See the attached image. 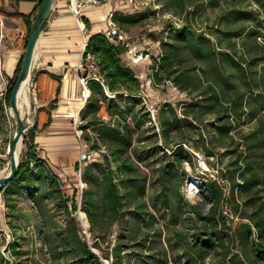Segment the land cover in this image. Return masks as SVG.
I'll return each instance as SVG.
<instances>
[{
    "label": "rangeland",
    "instance_id": "1",
    "mask_svg": "<svg viewBox=\"0 0 264 264\" xmlns=\"http://www.w3.org/2000/svg\"><path fill=\"white\" fill-rule=\"evenodd\" d=\"M217 1L219 5L216 8L201 9L200 14L192 19L187 18L186 15L175 17L169 14L171 9L159 3L158 0H137L136 6L129 5L127 1L123 3L124 5L122 4L127 11L146 13L144 18L135 17L131 20L126 29L128 31L126 32L131 35L128 34L130 39L136 43L145 44L133 45L138 46V49L135 47L134 53L139 52L135 54L134 59H131V62L136 63H133L135 67L133 70L142 81L144 89L141 96L142 102L130 103L125 97L119 102L124 107L128 122L133 127V146L124 156L129 157L136 168L134 180L127 181L124 174L118 171L116 163H113L117 171L116 181L120 184L130 211L128 212L130 223L125 232L127 245L124 261L126 264L229 263L230 258H226L223 251L218 252L214 249L207 251L204 258L200 259V255L193 250L194 244L206 241L208 238V231L202 227L205 223L203 217L208 215L211 208L210 198L205 189V183L210 179L219 181L223 190V202L219 204L217 211L227 220V226L220 224L221 228L227 229V233L231 235H235V231L237 232L241 224L248 221L246 216L264 201V163L263 160L257 159L255 153L247 147V137L257 126V120L246 122L236 120L234 123L236 128L231 135L223 136L212 125V122L216 120V114H204L200 116V119L197 118L196 107L193 105L201 98L204 87L209 84H207V76L204 78L205 81H201L203 78L201 80L192 78L191 82L179 76V73L188 70L191 77H194L196 68L204 74L202 67L205 65L198 60L200 56L195 53L191 45H177L182 52L180 59L174 60L170 69L163 70L161 66L165 57H168L174 48L173 45H167L175 39L176 33L172 27L176 26L180 29L185 25L192 26L193 30L198 31L196 33L200 40L211 37L218 44L221 38H225L224 33L220 31L233 27L257 26L258 20L235 17L227 19L225 16L234 9L260 11L261 7L257 0ZM259 17V20L264 19L262 15ZM12 26L13 20L9 18L7 9L0 8V176L11 168L9 147L15 131V121L11 115L10 105L6 101L10 78L5 73V58L13 48ZM234 41L237 42V49L241 53L242 38H234ZM260 41H264V37H261ZM227 43L225 40L223 45L218 46L222 48L228 46ZM95 70L96 67L93 72ZM166 105L173 107L179 117L185 120L182 131L178 133L179 136L176 132L174 136L186 139L181 138L180 143H174V145L166 144L162 137L159 114ZM186 113L189 115L187 116ZM31 114L33 117L34 111ZM30 117L31 115L26 119ZM107 117L110 119L109 113ZM91 121L90 116L84 119L81 125L90 124ZM88 131L94 135L92 127ZM179 145H183L189 151L191 159L181 161L174 156L175 149ZM26 150L27 145L24 140L21 161L25 157ZM89 150L97 152L95 160L97 162L104 161V154L109 152L107 145L101 140H96L94 144L85 147V151ZM242 152L244 154L240 158V163L236 165V158ZM253 161H255V167L251 169L250 165ZM31 167L35 171L32 174L35 176L36 187L34 185L28 191L10 197L8 200L5 190L0 189V193L3 194L0 199V264H58L60 262L59 260L55 263L49 262V246L45 244L43 234L46 232L40 233L36 224L40 220L38 215H40L39 203H41L44 206V212L47 213L46 218L52 225L48 227V232L52 237H58L53 221L66 223L67 213L61 204L59 189L65 193L66 191L62 180L59 181L60 179L57 178L58 174L56 172L53 174L47 165L37 164L33 160ZM42 170L44 172L41 174ZM26 171L21 176L23 180L29 175ZM75 177L74 181L78 183L79 180L77 176ZM254 177L260 178L261 184H252L250 190L242 191L241 185L245 179L248 181ZM195 180L201 181L202 184L201 187L199 184L196 185L195 193L192 194L190 184ZM37 187L41 188V194L46 195L42 202L37 200L39 193L36 191ZM72 187L67 193L71 198L77 195L79 212L75 216L84 228L82 235L86 234V239L93 250H97L101 255L113 253L115 245L122 241L121 234L124 230L116 225L110 238L107 241L100 240L97 246L89 218L82 213L83 208L81 209L85 196L81 198L75 184ZM91 188L89 185L86 190ZM31 196L34 198L30 201L22 198L27 199ZM166 201L171 202L172 208L167 206ZM197 204L202 206V216L193 209V206ZM30 225L34 227L29 230ZM87 228L89 233H86ZM46 229L42 225V231H47ZM230 243L231 246L235 245L234 252H241L238 240L230 241ZM110 263H113V257Z\"/></svg>",
    "mask_w": 264,
    "mask_h": 264
},
{
    "label": "trees",
    "instance_id": "2",
    "mask_svg": "<svg viewBox=\"0 0 264 264\" xmlns=\"http://www.w3.org/2000/svg\"><path fill=\"white\" fill-rule=\"evenodd\" d=\"M260 4V11L249 9H234L225 16L227 19L235 17L237 19L258 20L256 27H233L223 30L225 38H221L219 43H215L211 37L199 39L196 30L188 25L178 29L175 39L167 43L173 45V51L165 57L161 66L164 69H170L174 60H179L181 51L177 45H191L195 53L200 56L198 60L205 66L200 73L195 69L194 77H191L188 70L179 73V76L186 78L191 82L192 78H199L205 81L208 78L207 87H204L201 98L193 106L196 107L197 118L206 114H216V120L212 122L216 131L223 136H230L236 128L235 121H254L257 120V126L247 137V147L257 159L264 163V19L259 20V16L264 17V0H257ZM167 4H173L178 7L187 18H194L200 14L201 9L216 8L219 4L217 0H178ZM114 20L119 23L128 24L132 22L131 15L116 14ZM87 27H90V21L85 18ZM192 22V20H191ZM188 27V28H187ZM234 38H242L241 53L237 49V42ZM189 39V40H188ZM227 40L228 46L222 47ZM182 41V42H181ZM217 44V45H216ZM127 50L121 44H114L104 33H97L91 36L84 54V63L89 61L95 64L97 74L101 81L91 79L89 86L92 95L89 98L88 108L82 112L83 120L92 117L90 124L81 125L83 129L82 139L87 146L94 144L96 140L103 141L109 152L105 153V160L101 162L93 161L88 164L84 171L85 189L83 201V210L89 218L91 231L96 239V245L100 240L107 241L114 233L116 225H119L124 233L121 234L122 241H119L113 248V253L101 255L96 253L86 239V234L82 235L81 222L75 214L79 212L77 195L75 198L69 197L62 189H59L61 204L67 213L66 223L53 221L58 237H52L48 232V227H52L47 213L44 212V206L39 203L40 220L37 222L39 232L44 234L45 244L49 246V262L58 264H106L103 258L111 260L112 264H126L125 247L127 238L126 229L130 223L128 218V204L125 196L121 192L120 184L116 181L117 171L114 169L116 163L118 171H121L127 181L134 180L135 166L129 157H125L127 150L133 146V127L128 122V116L120 101L125 97L130 103L142 102L144 93L142 81L136 75L135 71L124 62L122 55ZM192 51V49H191ZM23 60V59H22ZM22 61L17 71V76L10 79L6 101L10 105L14 88L16 86ZM202 69V70H203ZM89 74V71H86ZM156 78V77H155ZM112 94L113 96L109 95ZM193 104V103H192ZM106 106L110 119L104 117L100 112ZM162 137L168 145L180 143L178 133L182 131L183 121L173 107L166 105L159 114ZM188 116L189 114L186 113ZM227 119V120H226ZM187 120V119H186ZM234 120V121H232ZM50 123V122H49ZM93 129L94 135L88 131ZM174 132L178 136H174ZM27 150L25 157L21 161V171L16 179L7 186L0 187L5 190L7 197H14L18 194L17 189L24 188L21 182V176L26 171L30 176H34L31 164L34 160L37 164L48 165L44 158H41L37 152V145L34 144V129L30 130L25 136ZM242 152L236 158L235 164L240 163ZM174 156L179 160L191 159L190 153L183 145H179L174 152ZM251 169L255 167V161L250 165ZM241 169V167H240ZM44 171H41V174ZM26 173V175H28ZM60 179V176H57ZM61 181V179L59 180ZM252 184H261L260 178L254 177L245 179L241 185L243 190H250ZM32 187V186H30ZM36 187V184H35ZM205 189L208 192L211 204L210 212L203 217L205 223L203 229L207 230V240L200 241L193 246V250L203 259L206 252L210 250L223 251L228 264H264V201L250 213L248 221H244L235 235L227 233V229L221 228L220 224L227 226V220L224 215L218 214V206L223 201V190L219 181L210 179L205 183ZM37 200L44 201L45 196L41 194V188L37 187ZM72 202V205H70ZM169 208H172L170 201L165 202ZM194 211L202 216V206L197 204L193 206ZM238 212V211H237ZM42 225L47 231H42ZM98 232V233H97ZM237 238V239H236ZM230 239V240H229ZM229 240V242H228ZM238 240L241 252L233 251L230 241Z\"/></svg>",
    "mask_w": 264,
    "mask_h": 264
},
{
    "label": "crops",
    "instance_id": "3",
    "mask_svg": "<svg viewBox=\"0 0 264 264\" xmlns=\"http://www.w3.org/2000/svg\"><path fill=\"white\" fill-rule=\"evenodd\" d=\"M43 1L0 0V8H6L9 18L13 20L11 28L13 48L5 58V73L10 79L17 76L33 23ZM80 1L83 6L78 15L71 7L70 0H57L53 14L46 23L38 42L31 81V90L35 96L34 104L38 114L37 124L34 128V144L37 145L39 156L47 161V168L53 174L56 172L60 176L66 193L73 188V184H77L74 181L75 170L81 155L85 152V147H87L83 139L81 140L77 135L74 121L80 113L82 118V112L89 105V100L84 104L83 85L80 80L82 76L87 75L80 66L85 61L84 54L89 40L94 34L107 33L111 14L131 15L133 19L146 16L144 11L125 10L123 3L126 0H99L98 4L92 3V0ZM158 1L171 9L167 10L170 12L169 14L175 17L185 16L178 7L167 4L178 0ZM85 18L90 21V27H87ZM117 23L124 31H127L128 24L118 21ZM172 28L177 32L179 27ZM111 41L119 45L114 40ZM130 43L145 45L140 42L136 43L132 39H130ZM135 47L138 49V46ZM135 47L134 50H136ZM134 50L127 49L122 55L124 62L132 69L135 67L131 59H134L135 54L139 52L134 53ZM97 71L96 69L94 73L97 74ZM100 114L107 118L106 106L103 107ZM33 117L31 114L28 120H33ZM21 182L24 188L17 189L18 194L15 196L31 189L30 186L35 185V176H25ZM67 195L69 194L67 193ZM22 198L30 201L34 197ZM32 227L34 225H30L29 230Z\"/></svg>",
    "mask_w": 264,
    "mask_h": 264
},
{
    "label": "water",
    "instance_id": "4",
    "mask_svg": "<svg viewBox=\"0 0 264 264\" xmlns=\"http://www.w3.org/2000/svg\"><path fill=\"white\" fill-rule=\"evenodd\" d=\"M57 0H44L41 8L38 12V15L33 23L29 40L27 42L25 54L22 60L21 71L16 83V86L13 91V95L10 102V108L14 121H15V131L11 138V143L9 147V153L11 156L10 160V172L5 177H0V187L7 186L11 181L16 179L21 171V157L18 156L17 151L19 147V142L25 140V134L27 131L35 128L37 124L38 114L36 113V107L34 104L35 96L31 90V81H32V68L33 61L35 57V52L38 46L39 39L45 28L46 23L51 18ZM30 83V96L32 102V111H34L33 120L30 121L23 116L21 109L19 108V94L25 83ZM99 254L97 250H94ZM106 264H111L110 260L103 258Z\"/></svg>",
    "mask_w": 264,
    "mask_h": 264
},
{
    "label": "built area",
    "instance_id": "5",
    "mask_svg": "<svg viewBox=\"0 0 264 264\" xmlns=\"http://www.w3.org/2000/svg\"><path fill=\"white\" fill-rule=\"evenodd\" d=\"M128 2L129 5L131 6H136L137 5V0H126ZM71 2V7L73 8V10L75 11L76 14H80L81 8L83 6V3L80 0H70ZM94 4H98L100 1L99 0H92L91 1ZM109 30L107 31L106 35L108 38H110L111 40H114L115 42H117L118 44H121L122 46H125L129 51H133L134 47L133 45L130 43V36L128 35V33L126 31H124L120 25L114 20V14H111L109 17ZM81 70L84 71H89V74L84 75L80 78L81 83L83 85V99H84V104H86L89 100V98L92 95V91L91 88L89 86V82L91 79H96L98 81H101V77L94 73L93 70L95 68V64L91 61H89L88 63H83L80 66ZM110 96H113L112 94L109 93ZM75 128H76V132L77 135L79 136V138H81L82 140V136H83V129H81L80 125L82 123V118H81V113L78 117L75 118ZM97 159V152L89 150V151H85L82 155L81 158L79 160V163L77 165V168L75 170V176H77V179L79 180V182L76 184L78 191L81 195V198H83L85 189L87 188V183L84 181V171L85 168L88 164L92 163L93 161H95ZM199 187H201V181L199 182ZM3 197V194L0 193V199ZM82 209V206H81ZM82 211V210H81ZM86 233H89L88 228L86 229Z\"/></svg>",
    "mask_w": 264,
    "mask_h": 264
},
{
    "label": "bare ground",
    "instance_id": "6",
    "mask_svg": "<svg viewBox=\"0 0 264 264\" xmlns=\"http://www.w3.org/2000/svg\"><path fill=\"white\" fill-rule=\"evenodd\" d=\"M81 20V19H80ZM83 22V21H82ZM19 108L21 109V112L23 113V116L26 118V117H28V116H30L31 115V113H32V102H31V96H30V83L29 82H27V83H25L24 84V86H23V88H22V90H21V92H20V94H19ZM14 112L12 111V114H13ZM11 114V115H12ZM23 149H24V142L21 140L20 142H19V147H18V151H17V154H18V156L19 157H21V154H22V152H23ZM9 155H10V153H9ZM205 161V160H204ZM203 163V162H202ZM204 165H206V163L204 162ZM10 169L11 168H9V169H7L5 172H3L2 174H1V176L0 177H5V176H7L8 174H9V172H10ZM199 182L200 181H194L192 184H190V189L192 190V192H190V193H192V194H194L195 193V190H196V185H198L199 184ZM202 184V183H201ZM189 190V189H188ZM82 213L84 214V215H86V213L84 212V211H82ZM85 222V221H84Z\"/></svg>",
    "mask_w": 264,
    "mask_h": 264
}]
</instances>
